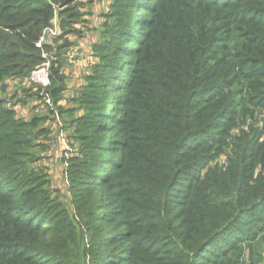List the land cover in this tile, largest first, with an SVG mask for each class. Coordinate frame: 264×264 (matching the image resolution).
Returning a JSON list of instances; mask_svg holds the SVG:
<instances>
[{
	"label": "trees",
	"instance_id": "1",
	"mask_svg": "<svg viewBox=\"0 0 264 264\" xmlns=\"http://www.w3.org/2000/svg\"><path fill=\"white\" fill-rule=\"evenodd\" d=\"M0 264H264V0H0Z\"/></svg>",
	"mask_w": 264,
	"mask_h": 264
},
{
	"label": "built area",
	"instance_id": "2",
	"mask_svg": "<svg viewBox=\"0 0 264 264\" xmlns=\"http://www.w3.org/2000/svg\"><path fill=\"white\" fill-rule=\"evenodd\" d=\"M53 35H56V30L52 28L49 30V38H51ZM46 39L47 37L43 36L40 39L38 45H42ZM49 67V61L43 62L31 72L29 80L34 84L47 87L50 84Z\"/></svg>",
	"mask_w": 264,
	"mask_h": 264
},
{
	"label": "rangeland",
	"instance_id": "3",
	"mask_svg": "<svg viewBox=\"0 0 264 264\" xmlns=\"http://www.w3.org/2000/svg\"><path fill=\"white\" fill-rule=\"evenodd\" d=\"M91 41V40H90ZM89 48H90V45L89 46H86V49L88 50H84V51H80L81 53H79L81 56L78 58L79 60H81V62L83 63V64H88L89 63V61H90V59H89ZM87 66V65H86ZM51 144H52V147H56L57 146V141L55 140V139H53V140H51ZM50 158H49V160H48V162L50 163V165L48 166L49 168V170L52 172L53 170H51V169H53V167H54V164H58L59 166L61 165V163H59L57 160H56V156H55V154H51L50 153V156H49ZM53 174V173H52ZM55 178V177H54ZM56 180H54L55 181V183H56V185L57 186H63L64 185V183H63V181H62V179L60 178V177H58V178H55ZM59 188V187H58Z\"/></svg>",
	"mask_w": 264,
	"mask_h": 264
}]
</instances>
